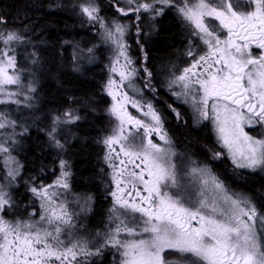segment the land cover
<instances>
[{"label": "snow or ice", "instance_id": "6c2138e0", "mask_svg": "<svg viewBox=\"0 0 264 264\" xmlns=\"http://www.w3.org/2000/svg\"><path fill=\"white\" fill-rule=\"evenodd\" d=\"M168 7L176 8L207 51L196 58L190 48L193 63L179 75L173 73L167 90L177 102L189 104L198 120L212 123L217 143L225 150L215 152L213 159L227 154L237 169L264 171V135L253 136L245 130L264 129V0H180L179 4L176 0H115L120 15L135 14L137 21L142 12L154 19ZM79 8L90 24H99L101 38L113 52L104 87L113 101L108 112L116 125L101 141L115 185L110 193L109 227L91 239L77 233L75 214L61 199L70 188L68 162L61 160L60 175L52 184L29 188L40 201L39 219L35 212L15 220L0 215V264H90L92 257L102 256L108 248L119 255L120 264H264V214L247 197L231 193L208 164L189 158L181 172L176 163L180 154L164 129L163 115L145 96V90L157 93L146 66L143 87L136 83L139 72L125 41L128 26L116 20L109 26L95 0H85ZM23 42L16 31H0L4 45L0 48V105L33 107L36 69L22 70L17 64L15 45ZM253 47L259 55L253 54ZM87 52L91 60L93 49ZM30 55L36 66L37 54ZM24 71L32 76L27 85ZM129 105L143 118L132 115ZM169 109L179 119L171 104ZM79 119L75 108L53 117L48 137L54 147L64 148L56 137L58 128ZM17 126L16 120L0 111V130H12L0 131V153L8 154L6 165L11 161L7 182H0V213L14 206L10 188L20 165L10 155L11 146L28 131L24 127L17 133ZM90 201L91 197L77 200L81 211L89 208Z\"/></svg>", "mask_w": 264, "mask_h": 264}, {"label": "trees", "instance_id": "16d2710c", "mask_svg": "<svg viewBox=\"0 0 264 264\" xmlns=\"http://www.w3.org/2000/svg\"><path fill=\"white\" fill-rule=\"evenodd\" d=\"M84 2L0 0V18L4 21L0 23V31L13 30L24 37L23 43L15 45L18 67L26 64L28 70L33 67L36 69V91L31 93L35 95L32 101L33 106L36 104L35 109L21 104L22 109L14 107L9 108L11 110L8 112H2L18 122L15 129L17 133L22 132L24 127L28 129L24 135L17 136L18 143L11 146L10 155L20 165L19 175L10 188L14 200L12 208L25 211L27 214L23 218L35 212L37 219L41 210L40 201L29 188L52 184L60 175V161L66 160L70 172V188L61 197L67 200L69 211L75 214L77 233L91 236L96 235V232L103 233L109 225V210L113 206L110 193L114 184L110 178L111 169L104 160L106 148L101 141L111 134L116 122L109 115L111 100L104 92L109 78L112 48L103 42L99 24H90L80 14L79 5ZM95 2L100 8L99 15L109 26L119 17L121 21V15L113 16L115 0ZM140 16L144 14L140 13ZM131 27L135 28L134 25ZM132 28L126 35L128 54L138 69L139 77L145 78L143 69L146 66L152 73L151 82L162 93L165 90L163 87L167 86L170 70L179 68L186 33L169 11L154 21L142 20L139 35ZM29 48L37 54L35 58L39 63L36 66L31 63V53L27 52ZM89 48L93 49L91 60L87 58ZM77 66L78 71L74 70ZM23 76V82L27 85L32 76L29 71L23 72ZM19 99L23 100V96ZM68 108L77 109L80 119L58 128L56 137L64 144L61 150L53 146L48 132L53 117L62 115ZM167 125L176 143L185 147L188 154L204 152L210 140L206 129L191 127L189 120L184 123L181 120L175 122L171 116L167 119ZM203 160L209 162L204 163L211 167L227 187L247 194L258 210L264 213L263 174L237 171L227 159H210L211 162ZM3 174L5 172L0 156V182L6 183V175ZM83 197H91L90 206L85 211H81L77 203ZM5 219L15 220V217ZM90 264H120V257L114 249L108 248L102 256L92 257Z\"/></svg>", "mask_w": 264, "mask_h": 264}, {"label": "flooded vegetation", "instance_id": "af4514ba", "mask_svg": "<svg viewBox=\"0 0 264 264\" xmlns=\"http://www.w3.org/2000/svg\"><path fill=\"white\" fill-rule=\"evenodd\" d=\"M146 1H152V0H146ZM169 11L174 18L176 19V21L180 24V26L183 28V25L179 22V20L176 18L175 14L173 13V11L169 10H165L163 12V14ZM163 14L159 15L157 18H159L160 16H162ZM129 16L131 17V21L132 24L135 26V30H137V27L141 26V21H147V22H151L154 21V19H151V14H144V18L141 17L139 21L136 20V16L135 14H129ZM142 19V20H141ZM140 29V28H139ZM221 35L226 36V32H222ZM189 42H191V40L189 38L184 40L183 46L181 48L182 52H181V63L182 64H186V65H191L193 63V58L189 57L188 55V51L191 48L192 51L195 54V57L198 58L199 55H203L207 49L206 46L202 43L197 49H195L193 46L189 47ZM253 54L254 55H259V50L255 49L253 47ZM187 56V57H185ZM190 63V64H189ZM172 72V71H171ZM173 73V72H172ZM145 78L143 80L146 79V76H144ZM140 83V82H139ZM142 83H145V81H143ZM141 83V84H142ZM152 83V82H151ZM153 84V83H152ZM163 92L159 93L157 91V95H153L151 94L150 91L145 90V96L148 99L153 100L156 108H158L160 110V112L163 115L164 118V129L165 131L169 134V136L171 137L172 141H173V145H178L176 143V140L174 139V137L171 134V131L167 125V119L171 116L173 118V120L175 122H179L180 120L182 121V123H184L186 120H189V123L191 124V127L199 129V128H204L207 130V133L209 135V143L206 147V149L204 150V152L202 154L200 153H190V157L194 158V159H213V154L215 152H225L224 149H222L220 147V145L217 143V138L215 137V133L211 128V122L210 121H201L198 120V118L196 117V115L194 114V111L192 109V107L189 105L186 107L185 104H182L181 102H177L174 97L171 95V93L167 90V86L164 88L163 87ZM172 105L177 112H179V119L177 118L176 112H173L169 109V105ZM246 131H249L251 133V135L253 136H261L264 135V129H262L261 127L257 126L254 128H245ZM221 159H223L225 161V159L227 158V154H225Z\"/></svg>", "mask_w": 264, "mask_h": 264}, {"label": "rangeland", "instance_id": "374dc122", "mask_svg": "<svg viewBox=\"0 0 264 264\" xmlns=\"http://www.w3.org/2000/svg\"><path fill=\"white\" fill-rule=\"evenodd\" d=\"M145 2H148V1H146L145 0ZM152 1H149L148 3H151ZM214 2H216V3H218V0H214ZM176 3L177 4H179L180 3V0H176ZM121 7H126V5H124V4H121L120 5ZM171 10V11H173V13L175 14V16H176V18L179 20V22L183 25V29H184V31H185V33H186V35H185V39H187V38H189L190 40H191V43L188 41V43H189V47H191V46H193L195 49H197L202 43H201V41H200V39L198 38V37H194V36H192L191 35V30L185 25V23H184V21L181 19V17L178 15V13H177V11H176V8L175 7H168V8H165V10ZM164 10V11H165ZM114 11H115V13H114V15L113 16H115V15H120L117 11H116V8H115V5H114ZM143 13V12H142ZM143 14H145V13H143ZM146 14H150V13H146ZM122 16V15H121ZM119 17V16H118ZM158 16H156L155 18H157ZM128 18H130L131 19V17L128 15V16H122V19H121V21H119L120 20V17H119V20H116L117 22H119L120 24H125V25H127L128 26V30L130 31L131 30V26H133V24H132V21H130ZM155 18H154V20H155ZM210 23H213V24H218V22H216V21H210ZM100 27V26H99ZM134 28V27H133ZM132 28V29H133ZM128 30H127V32H126V34H125V41H126V35H127V33H128ZM126 43H127V41H126ZM2 44V43H1ZM108 45V44H107ZM127 45H128V43H127ZM2 47H4V45L2 44V45H0V48H2ZM128 48H129V46H128ZM27 52H29V53H33L34 51L31 49V48H29V50H27ZM111 52H112V49H111ZM112 54H113V52H112ZM185 57H187V56H185ZM113 59V56H112V58H111V60ZM83 62H85L84 60H82ZM26 62V61H25ZM24 62V63H25ZM111 63H112V61H111ZM190 64V63H189ZM190 65H186V64H182V63H180V65H179V68L177 67V68H174V69H171L170 71H172L173 73H175V75H179L182 71H183V69L184 68H186V67H189ZM21 69L22 70H28V67H27V65L26 64H24L22 67H21ZM32 69V68H31ZM138 70V69H137ZM108 71H109V68H108ZM25 72V71H24ZM172 72L169 74V79H171L172 78V76H171V74H172ZM109 75H110V73H109ZM112 76H113V78L114 79H116L117 81L119 80V76L118 75H116V74H112ZM171 76V77H170ZM138 78H140V79H138ZM23 79H25V76H23ZM109 79V78H108ZM168 79V80H169ZM29 80H30V77H29ZM139 81L142 83L143 82V79H141V77H139V75L136 77V83H137V85L138 86H140L141 88L143 87V85H144V83H139ZM25 91H26V88H25ZM104 92H105V94L107 95V92H106V90H105V87H104ZM130 94H132L131 92H130ZM32 95V94H31ZM108 96V95H107ZM34 98H35V95L33 96ZM109 98H110V100H111V103H110V106L112 105V103H113V101H112V98L110 97V96H108ZM182 103V102H181ZM182 104H185V103H182ZM7 105V106H6ZM5 106H3V105H0V111H6V112H8V110H11L12 108H14V107H17V110H19V109H22L23 108V105H15L14 104V106H13V104H6ZM84 105H86L87 106V103L85 104L84 103ZM186 105V107L187 106H189L188 104H185ZM35 106H36V104L32 107V109H35ZM9 108H11V109H9ZM110 108V107H109ZM128 110H129V112L132 114V115H134V116H136L137 118H143V117H141V114L139 113V112H137L136 111V109H134V108H131V106L129 105L128 106ZM115 120V119H114ZM116 122V121H115ZM62 126H64V125H62ZM211 128H212V130H213V125H212V123H211ZM247 132H249V131H247ZM249 134H251L250 132H249ZM215 135V134H214ZM215 137H216V135H215ZM153 140H154V142H157V143H160V141L158 140V138H156V137H153ZM173 148H174V150L178 153V154H180L179 156H177L176 157V163H177V165H178V167L180 168V170H181V172H183V171H185L186 170V168H185V166L187 165V162H188V159L189 158H191L192 160H195V161H197L198 163H200V164H207V163H209V162H207L206 160H203L202 161V159H194V158H192V157H190V155L188 154L189 152L187 151V149L185 148V147H182V146H179V145H173ZM7 155L8 154H4V153H0V156L2 157V161H3V168H4V172H5V174H3V175H7V172H8V170H9V167H11V161H9V163L6 165L5 164V160H6V158H7ZM227 158H228V156H227ZM209 161H210V159H208ZM227 160H229V164H230V166H232L234 169H236L237 171H242V172H253L252 170H250V169H247V168H241V169H237V168H235V166L232 164V162H231V160L228 158ZM204 162H207V163H204ZM211 162V161H210ZM212 162H214V161H212ZM112 171V170H111ZM213 171V170H212ZM214 172V171H213ZM254 172H259V173H262V174H264V171H261V170H256V171H254ZM215 173V172H214ZM216 174V173H215ZM2 175V176H3ZM217 175V174H216ZM218 176V175H217ZM0 177H1V175H0ZM219 177V176H218ZM223 181V180H222ZM227 187V186H226ZM228 189H229V191L231 192V193H235V194H239V195H241V196H244V197H247L249 200H251L250 198H249V196L247 195V194H245V193H242V192H238V191H236V190H234L233 188H229V187H227ZM115 190V185H114V189H113V191ZM173 192L175 193V190H173ZM65 194H67V192H64L63 194H62V196L63 195H65ZM175 194H179V193H175ZM61 199H62V197H61ZM112 201H113V198H112ZM252 201V200H251ZM252 203L253 204H255V202H253L252 201ZM113 207V206H112ZM40 212H41V210L39 211V213H38V215H37V219H39V214H40ZM261 214H264V213H262V212H260ZM3 214H7V215H11V217H7V216H4ZM26 212L25 211H23V210H21V209H14V208H11L10 210H8V212L7 213H0V215H3L4 216V218H12V216H14L15 217V219H17V218H23V217H26ZM109 216H110V213H109ZM108 227H109V225L107 226V227H105V229H104V231H103V233L104 232H106L107 230H108ZM80 236H81V234L80 233H78ZM96 234H97V232H96ZM83 237H87V238H95L96 237V235H91V236H88V234H86V235H84ZM115 251V250H114ZM98 256H96V258H97Z\"/></svg>", "mask_w": 264, "mask_h": 264}, {"label": "bare ground", "instance_id": "6f19581e", "mask_svg": "<svg viewBox=\"0 0 264 264\" xmlns=\"http://www.w3.org/2000/svg\"><path fill=\"white\" fill-rule=\"evenodd\" d=\"M152 94V93H151ZM157 95V94H156Z\"/></svg>", "mask_w": 264, "mask_h": 264}]
</instances>
